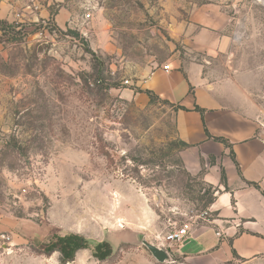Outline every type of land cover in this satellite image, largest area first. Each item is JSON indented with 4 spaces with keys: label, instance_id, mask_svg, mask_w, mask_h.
Here are the masks:
<instances>
[{
    "label": "rangeland",
    "instance_id": "rangeland-1",
    "mask_svg": "<svg viewBox=\"0 0 264 264\" xmlns=\"http://www.w3.org/2000/svg\"><path fill=\"white\" fill-rule=\"evenodd\" d=\"M205 3L234 17L230 46L217 53L195 46L199 33L210 39L190 19ZM173 53L231 77L264 128V0H0V230L9 236L0 264H51L30 247L58 226L112 238L124 212L134 219L135 193L144 219L156 214L143 231L157 245L171 225L212 217L216 188L203 165L191 168L174 107L135 86ZM172 255L159 262L142 242H122L95 264L206 262Z\"/></svg>",
    "mask_w": 264,
    "mask_h": 264
},
{
    "label": "crops",
    "instance_id": "crops-1",
    "mask_svg": "<svg viewBox=\"0 0 264 264\" xmlns=\"http://www.w3.org/2000/svg\"><path fill=\"white\" fill-rule=\"evenodd\" d=\"M233 18L218 3L192 9V23L199 24L200 32L210 37L204 40L201 33L197 34L195 46L209 54L225 50L232 38L224 32ZM166 64L167 70L163 68ZM215 72L206 59L184 60L173 53L135 79L136 87L172 104L176 136L189 145L191 168L200 169L203 165L202 180L216 188L210 204L212 217L205 224L190 228L172 254H180L185 260L205 259V264H264V128L256 104L246 90L231 77L216 78ZM123 94L131 97L134 91L124 89ZM214 137H222L226 142ZM123 199L124 204L132 202L126 194ZM134 208L133 225L124 212L121 223L125 226L119 223L118 227L114 222L112 238L98 235L89 239L106 240L115 249L122 242H133L136 233L144 237L143 226H153L156 214L151 211L144 219L142 198L137 193ZM4 216L0 210V229L5 228ZM58 228L61 234L75 232L87 236L78 232L79 227ZM29 234V239H38L37 230ZM40 256L51 264L59 262L57 251L48 257ZM95 261L98 260L91 250L84 248L67 264H95Z\"/></svg>",
    "mask_w": 264,
    "mask_h": 264
},
{
    "label": "trees",
    "instance_id": "trees-1",
    "mask_svg": "<svg viewBox=\"0 0 264 264\" xmlns=\"http://www.w3.org/2000/svg\"><path fill=\"white\" fill-rule=\"evenodd\" d=\"M147 95H153L149 90H141ZM198 108V107H196ZM200 109V108H198ZM201 110V109H200ZM215 140L226 142L222 137H214ZM179 142L184 146L189 145L184 141L179 140ZM223 178V176H222ZM89 248L91 250L92 256L98 261L107 260L109 256L113 253V248L111 244L106 241H95L91 242L85 236L75 233H51L44 241L38 245L31 246V252L37 255L50 256L53 252H59V264H67L74 260L75 254L79 249Z\"/></svg>",
    "mask_w": 264,
    "mask_h": 264
},
{
    "label": "built area",
    "instance_id": "built-area-1",
    "mask_svg": "<svg viewBox=\"0 0 264 264\" xmlns=\"http://www.w3.org/2000/svg\"><path fill=\"white\" fill-rule=\"evenodd\" d=\"M165 70L169 69V65L166 64L163 66ZM189 231V227L187 224L183 225H171L168 231L161 236L162 242L158 245L164 248L168 254H172L173 250H175L187 237ZM217 235H220V232H216ZM9 236L5 233V231L0 230V252L5 251L8 245L7 240Z\"/></svg>",
    "mask_w": 264,
    "mask_h": 264
},
{
    "label": "water",
    "instance_id": "water-1",
    "mask_svg": "<svg viewBox=\"0 0 264 264\" xmlns=\"http://www.w3.org/2000/svg\"><path fill=\"white\" fill-rule=\"evenodd\" d=\"M134 241L142 242L157 261L164 262L170 260V255L164 248L147 241L140 233L134 235Z\"/></svg>",
    "mask_w": 264,
    "mask_h": 264
}]
</instances>
